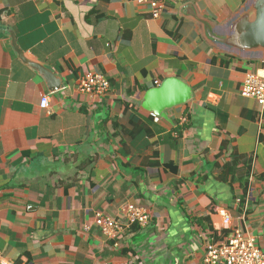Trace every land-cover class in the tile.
Here are the masks:
<instances>
[{
	"label": "crops",
	"instance_id": "0c3cea01",
	"mask_svg": "<svg viewBox=\"0 0 264 264\" xmlns=\"http://www.w3.org/2000/svg\"><path fill=\"white\" fill-rule=\"evenodd\" d=\"M253 1L166 0L155 19L134 0H0L1 256L201 264L236 228L264 252V114L242 95L264 53L228 44ZM89 73L109 80L105 97L80 92ZM172 78L192 99L156 122L141 102ZM129 205L150 224L105 238L97 214L127 224Z\"/></svg>",
	"mask_w": 264,
	"mask_h": 264
},
{
	"label": "built area",
	"instance_id": "2783aa9c",
	"mask_svg": "<svg viewBox=\"0 0 264 264\" xmlns=\"http://www.w3.org/2000/svg\"><path fill=\"white\" fill-rule=\"evenodd\" d=\"M137 4L148 6L152 17L160 18L166 8V0H134ZM158 84V83H157ZM111 89L109 80L99 74H86L79 81V90L83 94L92 95L99 99L105 97ZM242 95L257 101L260 114H264V69L249 73L242 88ZM48 106L47 98L42 101V108ZM156 122L159 118L152 115ZM253 173V172H252ZM252 174L250 181L253 180ZM226 228L231 227V216L227 210H221ZM127 224L121 221L97 214L96 225L103 236L109 240H117L132 226L146 228L150 224V215L145 208L129 205L126 207ZM0 264H12L0 255ZM129 264H133L132 262ZM201 264H264V252L259 248L255 238L244 233L241 229H233L228 239L220 244L211 245L207 249Z\"/></svg>",
	"mask_w": 264,
	"mask_h": 264
},
{
	"label": "water",
	"instance_id": "95a60500",
	"mask_svg": "<svg viewBox=\"0 0 264 264\" xmlns=\"http://www.w3.org/2000/svg\"><path fill=\"white\" fill-rule=\"evenodd\" d=\"M14 39V47L20 58L25 61L24 53ZM228 44L232 48L245 53H264V0H254L250 12L239 18L232 26ZM26 62V61H25ZM42 76L51 83L50 91L61 89V84H53V74L47 69L34 65ZM192 99V90L181 80L168 79L159 87L147 91L141 102L144 110L150 114L166 118L165 112L183 105Z\"/></svg>",
	"mask_w": 264,
	"mask_h": 264
},
{
	"label": "trees",
	"instance_id": "16d2710c",
	"mask_svg": "<svg viewBox=\"0 0 264 264\" xmlns=\"http://www.w3.org/2000/svg\"><path fill=\"white\" fill-rule=\"evenodd\" d=\"M237 165H238V160H235L234 163H233V165H232L231 167H230V166L227 167V169L230 170L229 174L233 175V177H234V175L236 174V171H237ZM244 165H245V167H248V168H249V166H250V169H251L252 161H251V160H250L249 162L246 161V162L244 163ZM231 170H232V171H231ZM249 185H250V182H249ZM245 188H246V187H245ZM247 190H248V187L246 188V191H247Z\"/></svg>",
	"mask_w": 264,
	"mask_h": 264
}]
</instances>
